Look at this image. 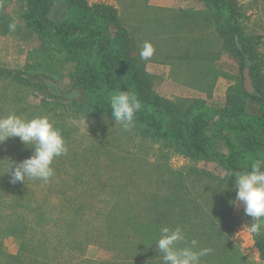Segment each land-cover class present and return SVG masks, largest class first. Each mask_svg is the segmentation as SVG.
<instances>
[{"label":"rangeland","instance_id":"374dc122","mask_svg":"<svg viewBox=\"0 0 264 264\" xmlns=\"http://www.w3.org/2000/svg\"><path fill=\"white\" fill-rule=\"evenodd\" d=\"M6 1L0 10L5 22L0 24V117L13 113L24 119L47 116L60 129L68 146L67 154L54 161L55 176L47 183L26 180L25 184H13L11 177L4 175L10 160L22 162L33 155L34 149L19 138H9L0 144V227L3 229L4 221L16 213L25 229L19 235H0V246L9 256V264H16L11 257L18 255L24 243L27 250L15 257L17 264H156L160 254L155 245L148 246L145 232L152 230L149 236L156 233L159 238L162 227L180 224L174 219L181 208L179 197H185L187 206L192 199L187 210L191 215L198 213L196 222L185 224L188 242L195 239L197 248L218 249L212 262L226 256L228 263L264 264L254 246L257 235L244 230L253 219L245 214L242 203H231L236 197L235 179L224 178L221 166L186 158L164 140L145 136L135 126L127 131L119 124L115 126L112 115L80 109L63 99L47 98L49 87L68 89L74 65L40 47L34 34L24 26V0ZM187 1H192L191 5H185ZM84 2L87 6L102 4L115 10L121 33L125 31L131 40L135 63L151 75L153 90L159 96L170 100L200 99L213 112L224 107L229 89L235 88L238 81L243 84L237 57L222 49L212 23L202 18L204 9L199 2ZM233 2L242 33L257 38L259 70L264 76V0ZM186 6L189 7L184 10L178 8ZM70 11L69 1L59 0L51 17L64 19ZM10 24H15L14 30H7ZM180 34L185 35L183 42L173 43L171 52L186 55V77L183 76L182 82L187 87L174 81V63L172 74L166 58L164 67L159 63L162 50L168 55L167 40ZM146 42L154 52L143 59L141 51ZM195 53L199 59L192 58ZM17 71L23 75H15ZM193 77L200 78L196 86ZM112 96L109 94V98ZM247 109L252 112L254 105L248 104ZM206 165L215 180L207 181L210 188L204 190L206 181L193 173ZM220 195L231 197L229 208L226 206L224 210L223 203L216 200L222 199ZM205 196H213L214 200L207 203ZM167 207L173 209V215H165ZM217 208L223 211L218 212ZM208 210L218 216L227 212L229 217L223 216L214 225L207 220L211 213ZM151 216L157 217L154 222L150 221ZM69 226L71 229L67 230ZM119 231L123 232V240L115 244L113 235ZM263 231L264 224L260 234ZM32 240L43 243L41 256L31 252Z\"/></svg>","mask_w":264,"mask_h":264},{"label":"trees","instance_id":"16d2710c","mask_svg":"<svg viewBox=\"0 0 264 264\" xmlns=\"http://www.w3.org/2000/svg\"><path fill=\"white\" fill-rule=\"evenodd\" d=\"M57 1L59 0H24L25 10L22 15L24 26L34 34L42 49L47 48L63 56L65 62L74 65L68 89L63 91L49 87L47 98L63 99L80 109L111 115L109 94L128 92L141 103V109L134 121V126L140 133L164 140L186 158L205 161L207 165L213 162L216 166H221L223 177L231 181L235 177H229V172L248 171L253 162L264 158V76L259 70V44L257 38L242 33L233 0H194L202 5V18L206 23H212L222 49L237 57L242 72L248 69L253 87V92L249 94L238 81L235 88L229 89L224 107L213 112H209L205 108V102L200 99L170 100L156 94L151 75L135 63L132 57L131 40L125 31L121 33L114 9L102 4L87 6L84 0H68L71 5L70 15L54 20L51 13ZM6 2L0 0V10ZM2 19L0 17V24H5ZM14 74L23 75L19 71ZM192 80L196 86L200 78L193 77ZM250 103L254 105L252 112L247 109ZM222 147L225 151L221 153ZM207 165L205 169L194 170L193 173L206 181L204 190L210 188L206 185L207 181L209 183L210 180H215ZM194 191L195 189L191 190ZM220 197L221 200H216L223 203L224 210L226 206L229 208L231 197ZM213 200V196H205V202ZM185 201V197H179L178 204L181 202V208L174 219L175 223L179 221L180 227L187 234L185 224L192 225L194 220L196 222L198 213L191 215L187 209L193 200L188 201V206L184 204ZM217 210L223 211L218 208ZM172 211L173 209L167 207L165 215H173ZM223 216L228 218L229 214L224 212L218 216V213L211 212L207 220L217 225ZM156 218L151 216L150 221L154 222ZM20 219L19 215L12 213L4 221L3 229L0 227V235L22 234L25 229L19 224ZM176 225L172 223L169 228L174 229ZM122 231L113 235L115 244L122 242ZM151 232L152 230L145 232L149 240L146 243L150 248L158 239L156 233L149 236ZM254 246L264 260V231L255 236ZM32 248V253L41 256L39 251L44 245L41 241L32 240ZM208 249L212 251L202 258V264H235L228 263L226 256L221 261L212 262L218 249ZM24 250H27L25 243L21 245L18 255ZM8 257L0 246V264H9ZM15 257L11 258L17 264ZM156 264H161V260Z\"/></svg>","mask_w":264,"mask_h":264},{"label":"clouds","instance_id":"9594fccd","mask_svg":"<svg viewBox=\"0 0 264 264\" xmlns=\"http://www.w3.org/2000/svg\"><path fill=\"white\" fill-rule=\"evenodd\" d=\"M9 29L14 30L15 24H10ZM153 52L152 45L146 42L141 57L148 59ZM110 107L115 126L119 124L127 131L134 126L141 103L134 95L121 91L111 97ZM9 138H19L27 147L34 149L33 155L22 162L10 160L4 175H9L13 184H25L26 180L47 183L55 176L54 161L68 152L60 129L47 116L24 119L13 113L0 117V144ZM229 177H235L236 197L231 203H242L245 214L253 219L251 226H245L244 230L259 235L264 224V158L253 162L248 171L229 172ZM154 245L160 254L161 264H202V257L212 251L208 248L197 250L198 241L188 242L180 226L174 229L162 227Z\"/></svg>","mask_w":264,"mask_h":264},{"label":"crops","instance_id":"0c3cea01","mask_svg":"<svg viewBox=\"0 0 264 264\" xmlns=\"http://www.w3.org/2000/svg\"><path fill=\"white\" fill-rule=\"evenodd\" d=\"M191 3H192V1H187L185 3V5L186 4L187 5H191ZM187 7H189V6H186V7H178V8H181L182 10H184L183 8H187ZM177 36H179V38H177ZM184 36L185 35H183V34H180V35H172V37L169 38L168 40L166 39L165 36H163V42H165L167 40V46H168V50H169L168 55L169 56L167 54L165 55L164 51L162 50V54H163L162 56H163V58H162L161 61H159V63H161L163 65V67H164V65H165L164 58H166L167 59L168 69L170 70V73L173 72L171 68H172V64L174 63L175 64V67L174 68H175V72H176V78H174V81L177 82L178 84H180L183 87L184 86L187 87L188 85H183V82H182V81H185V77H186V70H185V67H184V63H185V60H186L184 57L186 55L183 54V52H181L180 54L179 53L174 54V53L171 52L172 44L173 43L177 44L178 41H182L183 42V39L182 38ZM189 40H190V42L192 44H195L196 43L194 40H191V39H189ZM195 54L196 55H194L192 58H198L199 59L198 53H195ZM212 57H215L214 53L212 54ZM183 76H185V77H183ZM198 79H199V77H198Z\"/></svg>","mask_w":264,"mask_h":264},{"label":"water","instance_id":"95a60500","mask_svg":"<svg viewBox=\"0 0 264 264\" xmlns=\"http://www.w3.org/2000/svg\"><path fill=\"white\" fill-rule=\"evenodd\" d=\"M242 76H243L244 89L247 93L251 94L253 92V87H252V83L248 75V69L243 70Z\"/></svg>","mask_w":264,"mask_h":264}]
</instances>
